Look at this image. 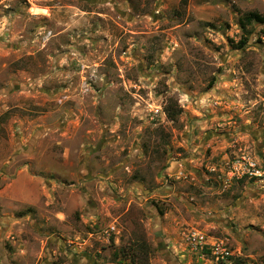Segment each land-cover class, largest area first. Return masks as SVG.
Wrapping results in <instances>:
<instances>
[{
  "label": "rangeland",
  "instance_id": "1",
  "mask_svg": "<svg viewBox=\"0 0 264 264\" xmlns=\"http://www.w3.org/2000/svg\"><path fill=\"white\" fill-rule=\"evenodd\" d=\"M249 12L264 0H0V264H264Z\"/></svg>",
  "mask_w": 264,
  "mask_h": 264
},
{
  "label": "built area",
  "instance_id": "2",
  "mask_svg": "<svg viewBox=\"0 0 264 264\" xmlns=\"http://www.w3.org/2000/svg\"><path fill=\"white\" fill-rule=\"evenodd\" d=\"M183 172L180 171V174ZM116 230L115 225H111L109 229L106 230V234L110 235ZM186 240L190 244L196 245L197 248L202 249V254H211L217 260L228 259L234 255L233 249L229 246V242L224 238H214L203 232L189 231L186 232ZM118 264H133L129 259H119Z\"/></svg>",
  "mask_w": 264,
  "mask_h": 264
},
{
  "label": "trees",
  "instance_id": "3",
  "mask_svg": "<svg viewBox=\"0 0 264 264\" xmlns=\"http://www.w3.org/2000/svg\"><path fill=\"white\" fill-rule=\"evenodd\" d=\"M246 18L249 20V21H252V20H257V21H260V22H264V16L263 15H261L260 13H258V12H249V13H247V15H246ZM138 246H140V247H146L145 246V242H137L136 243ZM123 259H129L128 257H122ZM121 259V258H120ZM133 264H134V262H133V260H131V259H129Z\"/></svg>",
  "mask_w": 264,
  "mask_h": 264
},
{
  "label": "crops",
  "instance_id": "4",
  "mask_svg": "<svg viewBox=\"0 0 264 264\" xmlns=\"http://www.w3.org/2000/svg\"><path fill=\"white\" fill-rule=\"evenodd\" d=\"M180 239L182 240V242H180V241H181ZM169 240H170V241H168V242H169V243H172V244H171V247H172V246L176 247V250H177V248H178V247H177L178 243L181 244V247L184 246V244H183L184 242H183V237H182V236H178V237H175V238L170 237ZM173 241L177 242V243H176L177 245H174V242H173ZM174 250H175V249H174ZM173 254H174V253H172V255H173ZM89 257H90V255H89ZM91 258H93V257L91 256Z\"/></svg>",
  "mask_w": 264,
  "mask_h": 264
}]
</instances>
